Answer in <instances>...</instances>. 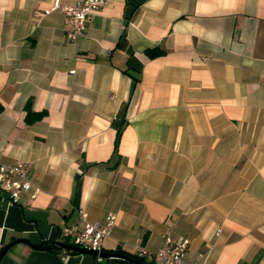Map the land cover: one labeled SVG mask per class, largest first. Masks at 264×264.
Here are the masks:
<instances>
[{
	"label": "crops",
	"instance_id": "0c3cea01",
	"mask_svg": "<svg viewBox=\"0 0 264 264\" xmlns=\"http://www.w3.org/2000/svg\"><path fill=\"white\" fill-rule=\"evenodd\" d=\"M54 1L0 0V164L32 185L0 193V250L112 215L108 253L168 235L186 262L264 264V0H104L75 42ZM0 264L133 263L17 244Z\"/></svg>",
	"mask_w": 264,
	"mask_h": 264
},
{
	"label": "built area",
	"instance_id": "2783aa9c",
	"mask_svg": "<svg viewBox=\"0 0 264 264\" xmlns=\"http://www.w3.org/2000/svg\"><path fill=\"white\" fill-rule=\"evenodd\" d=\"M106 5L104 0H82L75 5L62 4L59 0L54 1L44 11L43 16L52 11H59L68 30L66 37L70 42L84 38L86 29L93 15ZM32 185L28 175V168L23 164L3 165L0 164V193L5 195L12 204H18L21 195L31 189ZM114 217L109 215L107 223H89L85 215H81L80 223L67 225L60 230V237L70 245L90 250H102V243L110 234V227ZM189 248L186 238L172 239L168 235L163 237L162 245L156 252H149L140 243L136 245V256L139 259H149L152 264H197L186 262L185 256ZM202 258V255L199 256Z\"/></svg>",
	"mask_w": 264,
	"mask_h": 264
},
{
	"label": "water",
	"instance_id": "95a60500",
	"mask_svg": "<svg viewBox=\"0 0 264 264\" xmlns=\"http://www.w3.org/2000/svg\"><path fill=\"white\" fill-rule=\"evenodd\" d=\"M17 244H25V245L32 247L35 250H41V251H53V250L62 251V250H66V251L75 252V253L80 254V255H89V256L96 257V258L103 259V260L120 258V259H124L128 262H131L133 264H143V263H141L135 259H132L130 257L120 255V254H116V253H108L104 250H101V251L90 250V249H85V248H81L78 246H73L70 244H66L63 242H56V241H50L42 247H36V246L31 245L28 241L23 240V239L14 240V241L10 242L9 244H7L6 246H4L0 250V260L8 252V250H10L13 246H15Z\"/></svg>",
	"mask_w": 264,
	"mask_h": 264
},
{
	"label": "trees",
	"instance_id": "16d2710c",
	"mask_svg": "<svg viewBox=\"0 0 264 264\" xmlns=\"http://www.w3.org/2000/svg\"><path fill=\"white\" fill-rule=\"evenodd\" d=\"M154 52L155 50H151V51H149L148 52V54L149 55H151V52ZM156 54L155 55H161V52H155ZM117 142H118V139L116 140V145H115V147H117ZM66 244H69V242H67V241H64ZM53 252H59V253H61L62 251H57V250H53ZM65 252L66 253H68V254H73V255H77V253H75V252H71V251H66L65 250ZM117 253H119V251H117ZM123 255V254H122ZM124 256H126V255H124ZM128 257V256H127ZM131 258H133V259H136V260H138V261H142L141 259H139L137 256H131Z\"/></svg>",
	"mask_w": 264,
	"mask_h": 264
}]
</instances>
